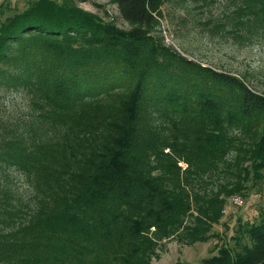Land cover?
Here are the masks:
<instances>
[{"label":"trees","instance_id":"16d2710c","mask_svg":"<svg viewBox=\"0 0 264 264\" xmlns=\"http://www.w3.org/2000/svg\"><path fill=\"white\" fill-rule=\"evenodd\" d=\"M112 1L128 28L74 0L0 9V88L29 109L0 118V264H152L264 179V93L167 45L166 0ZM230 1L264 29V0ZM239 227L203 264H264V212Z\"/></svg>","mask_w":264,"mask_h":264},{"label":"rangeland","instance_id":"374dc122","mask_svg":"<svg viewBox=\"0 0 264 264\" xmlns=\"http://www.w3.org/2000/svg\"><path fill=\"white\" fill-rule=\"evenodd\" d=\"M34 0H0L3 14L27 9ZM78 6L113 20L128 28L112 0H74ZM192 1L166 0L156 31L167 45L185 57L243 79L249 87L264 93V29L248 31L232 23L235 4L230 0H215L204 5ZM2 14H0L1 17ZM27 98L20 91L0 88V118L21 119L28 115ZM9 183L27 195L22 177L11 173ZM247 194H240L243 204L226 205L219 223L211 229L206 241L184 243L175 237L162 239L152 264H203V259L217 254L223 245L234 246L233 236L240 225L257 222L264 212V179H250ZM16 189V188H15ZM248 241V240H245Z\"/></svg>","mask_w":264,"mask_h":264},{"label":"built area","instance_id":"2783aa9c","mask_svg":"<svg viewBox=\"0 0 264 264\" xmlns=\"http://www.w3.org/2000/svg\"><path fill=\"white\" fill-rule=\"evenodd\" d=\"M228 203L238 206L243 204V199L239 194H234L228 199ZM222 212H226V208L223 209Z\"/></svg>","mask_w":264,"mask_h":264}]
</instances>
